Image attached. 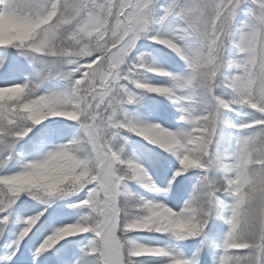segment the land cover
Instances as JSON below:
<instances>
[{
	"label": "snow or ice",
	"instance_id": "obj_1",
	"mask_svg": "<svg viewBox=\"0 0 264 264\" xmlns=\"http://www.w3.org/2000/svg\"><path fill=\"white\" fill-rule=\"evenodd\" d=\"M0 264H264V0H0Z\"/></svg>",
	"mask_w": 264,
	"mask_h": 264
}]
</instances>
